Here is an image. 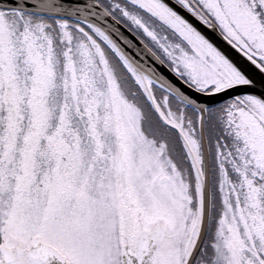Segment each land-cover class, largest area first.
Instances as JSON below:
<instances>
[{
    "label": "snow or ice",
    "instance_id": "obj_1",
    "mask_svg": "<svg viewBox=\"0 0 264 264\" xmlns=\"http://www.w3.org/2000/svg\"><path fill=\"white\" fill-rule=\"evenodd\" d=\"M0 264H264V0H0Z\"/></svg>",
    "mask_w": 264,
    "mask_h": 264
}]
</instances>
